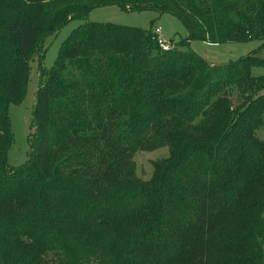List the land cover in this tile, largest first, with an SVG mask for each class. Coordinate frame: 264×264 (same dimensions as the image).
I'll use <instances>...</instances> for the list:
<instances>
[{"label": "trees", "instance_id": "16d2710c", "mask_svg": "<svg viewBox=\"0 0 264 264\" xmlns=\"http://www.w3.org/2000/svg\"><path fill=\"white\" fill-rule=\"evenodd\" d=\"M110 5L171 14L182 45L260 46L215 68L187 46L162 51L151 30L86 21ZM71 19L85 21L37 88L30 157L10 167L9 105ZM262 47L264 0H0V264H264V79L250 71ZM72 136L98 146L94 183L112 195L76 177L75 152L53 165ZM165 144L151 177L134 178L129 156Z\"/></svg>", "mask_w": 264, "mask_h": 264}, {"label": "rangeland", "instance_id": "374dc122", "mask_svg": "<svg viewBox=\"0 0 264 264\" xmlns=\"http://www.w3.org/2000/svg\"><path fill=\"white\" fill-rule=\"evenodd\" d=\"M84 21L81 19H71L55 33L47 34L36 51L39 54L43 49L42 56L39 58L35 54L29 59V72L20 99L17 103H11L8 108L12 139L10 147L7 150L6 162L10 167L19 168L27 163L32 151L31 142L35 131L33 110L36 102L37 88L45 80V73L54 64L62 44L70 33L84 23ZM86 21L119 24L140 28L145 31L151 30L155 26L160 27L164 38L168 42H171L173 48L185 49L187 46L195 55L201 57L215 68H220L219 66L224 67L241 56L252 54L260 46L258 40L209 43L200 39L189 40L187 44L182 45L181 43L186 38L187 32L181 22L171 14L159 13L154 10L127 11L117 5L94 7L89 10ZM257 56L264 61V47L260 48ZM250 71L253 77L264 79L263 63L253 65ZM71 73H76L74 68L71 70ZM68 79L72 80L75 78ZM262 92H264V88ZM230 98L232 106H236L242 101L238 86L235 85L234 93L230 95ZM118 112H120V109L115 113L113 112L110 119H118L116 116ZM120 119H124V117L120 116ZM255 135L258 139L264 141V121L256 129ZM72 152H75L74 156H81V161L74 163L73 166L81 171V173L75 174L76 177L81 178L86 183H92L94 187L100 185V187H104L112 195L113 185L111 182L94 183V178L98 176L96 174L98 146L90 145L72 136L65 150L62 144L55 146L53 152L55 155L52 159L53 165L61 159L62 153L69 154ZM168 155L169 147L166 144L151 149L135 150L129 156L130 171L133 177L141 181L149 179L153 174V162L166 159ZM253 229L252 227L251 231ZM247 232L250 235V231ZM252 234L253 237H259L257 230H253Z\"/></svg>", "mask_w": 264, "mask_h": 264}, {"label": "built area", "instance_id": "2783aa9c", "mask_svg": "<svg viewBox=\"0 0 264 264\" xmlns=\"http://www.w3.org/2000/svg\"><path fill=\"white\" fill-rule=\"evenodd\" d=\"M152 37L156 41L157 45L162 51H166L172 48L171 42H168L162 33V30L160 27H153L151 29Z\"/></svg>", "mask_w": 264, "mask_h": 264}]
</instances>
